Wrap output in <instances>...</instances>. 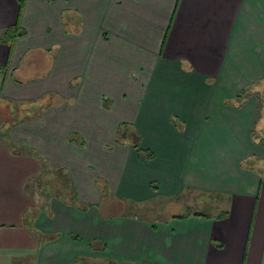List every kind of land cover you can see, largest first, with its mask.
<instances>
[{
	"label": "crops",
	"instance_id": "obj_1",
	"mask_svg": "<svg viewBox=\"0 0 264 264\" xmlns=\"http://www.w3.org/2000/svg\"><path fill=\"white\" fill-rule=\"evenodd\" d=\"M18 9L0 0V28ZM20 22L27 33L0 93L63 100L10 129L18 152L0 141V264L32 254L34 264H264V173L242 166L262 154L251 128L264 87V0H25ZM8 54L0 42V63ZM45 161L70 176L77 200L44 185L26 192ZM187 191L225 193L229 214L126 211Z\"/></svg>",
	"mask_w": 264,
	"mask_h": 264
},
{
	"label": "rangeland",
	"instance_id": "obj_2",
	"mask_svg": "<svg viewBox=\"0 0 264 264\" xmlns=\"http://www.w3.org/2000/svg\"><path fill=\"white\" fill-rule=\"evenodd\" d=\"M33 54V53H32ZM31 60V59H29ZM30 62V61H29ZM263 86V85H262ZM259 98V109H258V118L254 124L252 131V136L254 138V142L260 146L262 154H252L248 159L242 162V166L248 168H255L259 172L264 173V87L258 92L254 93ZM62 101V98H56L54 93L46 94L40 99L32 100L29 102H18L14 105H8L7 100H0V141L2 140L4 143L5 141L9 142L10 139V129L21 122L28 121V120H35L41 117L44 110H46L50 103H56L57 101ZM20 103H25L21 105ZM36 104V106H35ZM53 105V104H52ZM11 106V107H10ZM13 109V111H11ZM17 117L16 121L12 123V120ZM123 130L125 128L123 127ZM129 130V129H127ZM130 131V130H129ZM133 128H131V132ZM126 133V130H125ZM76 135V133H75ZM81 136V135H80ZM10 143V142H9ZM136 142H131V145L135 144ZM14 152H18L20 150L18 147H14V145H8ZM14 147V149H13ZM43 162V161H42ZM44 163H48L46 168L37 176H31L28 179L26 185V192H28L32 196H39L41 195L39 189H41V185L45 186L46 190H52L53 193H60L61 191L65 193L64 196L71 198L72 190L71 185L67 182L68 176L64 170L57 167V165L45 161ZM43 167V164H42ZM106 182V181H105ZM102 181V188H106V183ZM51 192V191H50ZM170 200H158L156 203L146 202L145 204L141 205L138 204L137 207L129 208L126 207V211L131 213L142 215L144 217H153L154 213H159V210L163 208L165 212H177V213H184L187 211H205L209 213H216L217 211H221L227 207L228 204V197L225 193H220L219 191H203L200 194L196 191H187L184 194L178 195L176 197H171ZM121 207L118 206L119 211L125 210V201H121ZM133 211V212H132ZM31 212L29 211L28 214ZM163 213V212H161ZM166 215V214H165ZM28 216V215H27ZM31 218L28 219V223L30 224ZM3 241V240H1ZM92 249L103 248L102 242L100 243L97 239H94ZM7 252V251H2ZM36 258L35 255L29 256H19L12 258L13 264H34ZM79 260V259H76ZM110 258L106 259L109 261ZM116 260V259H114ZM104 259L97 257L95 258L90 256L88 259L80 260L75 262L72 261L70 264H105L106 262ZM120 261V264H145L143 263H136L140 261H127V260H116ZM114 262V261H112ZM116 263V262H115ZM11 264V263H10ZM148 264V263H147Z\"/></svg>",
	"mask_w": 264,
	"mask_h": 264
},
{
	"label": "trees",
	"instance_id": "obj_3",
	"mask_svg": "<svg viewBox=\"0 0 264 264\" xmlns=\"http://www.w3.org/2000/svg\"><path fill=\"white\" fill-rule=\"evenodd\" d=\"M19 2V9H18V16H17V20L15 23L5 27V28H0V42H3V43H7L9 45V54H8V59L6 61L5 64H2L0 63V77H5L7 75V72H8V67H9V60L11 58V55H12V51H13V47H14V43L15 41L18 39V37L20 36H23L24 34L27 33V30L26 28L21 24L20 22V18H21V15H22V12H23V8H24V4H25V0H18ZM174 17V13L172 14L171 16V20H170V23L166 29V32H165V35H164V38H163V42H162V46L165 42V39L167 37V34H168V31H169V28H170V25H171V21ZM244 94H246V90L244 89L239 95L238 97H241L243 96ZM0 100H7L8 102V105H14L15 103L17 104L18 102L17 101H13L11 100L10 98H7L6 96L2 95L0 93ZM259 100V98H258ZM21 105H24L23 103H20ZM36 106V104H35ZM106 106H107V103H106ZM11 107V106H10ZM13 111V109L11 110ZM16 119H18L17 117H15L13 120H12V123L14 121H16ZM122 130H123V127H122ZM122 135H124V133H122ZM139 138V136H138ZM123 139V137L121 136L120 140ZM139 140L136 141L134 145V147H137L139 145ZM150 154H153V152H149ZM47 166V165H46ZM46 168V167H45ZM44 168V169H45ZM70 178V176H69ZM67 180V182L70 183L71 181V178ZM71 185V183H70ZM72 186V193H73V197L71 198H74V201L78 199V193L77 191L75 190V186L74 185H71ZM191 213H194V214H198V215H202V216H205V217H210V216H213L211 213L209 212H205V211H199V210H194V211H187V212H184V213H177L176 216H179V217H184V216H187ZM229 214V210H221L218 215L216 216L217 218H223V217H226L227 215ZM215 215V214H214ZM49 237H52L51 235ZM89 243V246L90 247H95L93 245V241L92 240H89L88 241ZM106 247V244L104 245V248ZM79 260H75V262H77ZM115 261V260H114ZM116 263H119L120 261H115ZM145 264H160V263H155V262H151V261H143ZM142 261L140 262H136V263H143Z\"/></svg>",
	"mask_w": 264,
	"mask_h": 264
},
{
	"label": "flooded vegetation",
	"instance_id": "obj_4",
	"mask_svg": "<svg viewBox=\"0 0 264 264\" xmlns=\"http://www.w3.org/2000/svg\"><path fill=\"white\" fill-rule=\"evenodd\" d=\"M112 261H114V259L110 258V260L106 261L105 264H120V263H115L116 260L114 262H112Z\"/></svg>",
	"mask_w": 264,
	"mask_h": 264
}]
</instances>
